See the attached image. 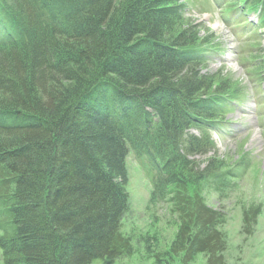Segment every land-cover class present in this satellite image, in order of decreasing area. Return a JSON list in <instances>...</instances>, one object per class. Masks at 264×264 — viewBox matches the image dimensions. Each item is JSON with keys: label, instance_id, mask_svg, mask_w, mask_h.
Masks as SVG:
<instances>
[{"label": "trees", "instance_id": "trees-1", "mask_svg": "<svg viewBox=\"0 0 264 264\" xmlns=\"http://www.w3.org/2000/svg\"><path fill=\"white\" fill-rule=\"evenodd\" d=\"M180 1L0 0V264L130 255V149L154 169L147 207L178 217L154 264H224L225 216L203 194L223 160L194 157L215 151L231 80L203 71L211 36ZM230 3L258 7L264 29V0ZM259 214L244 209L243 227Z\"/></svg>", "mask_w": 264, "mask_h": 264}, {"label": "rangeland", "instance_id": "rangeland-1", "mask_svg": "<svg viewBox=\"0 0 264 264\" xmlns=\"http://www.w3.org/2000/svg\"><path fill=\"white\" fill-rule=\"evenodd\" d=\"M180 2L185 20L199 25L200 36H211V43L201 48L208 57L203 71L231 80L232 109L220 118L219 130L210 133L215 151L194 157L201 165L208 157L223 160L224 176L210 180L203 194L207 205L225 216L219 226L227 241L224 264H264V72L257 68L264 42L253 26L238 23L237 13L230 11L234 5L223 8V0ZM125 165L128 209L121 232L130 238L132 252L113 264H154L153 254L168 247L178 217L164 205L147 207L154 169L145 156L130 149ZM250 206H259L260 214L248 231L241 219ZM190 264H206L205 257L199 254Z\"/></svg>", "mask_w": 264, "mask_h": 264}]
</instances>
